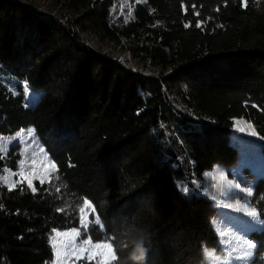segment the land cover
<instances>
[{"label":"trees","instance_id":"16d2710c","mask_svg":"<svg viewBox=\"0 0 264 264\" xmlns=\"http://www.w3.org/2000/svg\"><path fill=\"white\" fill-rule=\"evenodd\" d=\"M131 1L127 17L115 0H0V134L35 126L58 168L54 187L0 197V264H51L50 234L78 225L81 197L104 219L94 238L117 249L111 264H133L134 226L149 235L139 264H205L219 242L205 172L247 165L250 143L264 154V0ZM237 118L259 138L241 146ZM252 188L264 219V172ZM254 228L251 263L264 264Z\"/></svg>","mask_w":264,"mask_h":264},{"label":"rangeland","instance_id":"374dc122","mask_svg":"<svg viewBox=\"0 0 264 264\" xmlns=\"http://www.w3.org/2000/svg\"><path fill=\"white\" fill-rule=\"evenodd\" d=\"M115 7L119 12H125L127 17H130L133 13V4L131 0H115ZM114 10V9H113ZM29 96L27 98L26 104L29 106H34L39 100L38 95L35 91L29 90ZM177 93L186 101L192 102L196 94V87L192 85L185 84L177 89ZM65 121H68L67 118ZM244 128L245 131L241 132L239 129ZM255 131L256 135L253 136L252 132ZM235 136L234 139L244 140L246 145L251 139L254 142L255 139L259 138L258 133L252 122L244 118H237L235 120V126L233 130ZM7 148V152H0V177L9 176L8 184L0 179V197L6 196H16L17 194H23L28 191H32V188L28 186V180H32V186L37 180L41 181V177L44 181L53 185L57 184L58 179V168L54 171L50 165L57 162L54 159L49 146L45 145L37 133L35 126L22 128L13 134H0V148ZM241 150V162H245L247 165H235L228 166L222 164H216L212 168L208 169L205 174L211 173V176L205 175V183L207 187V195L211 197V200L215 202L216 210L211 215V221L218 232H224L225 236H219L218 245L215 248H207L209 251L214 253V257H218L219 260L217 264L221 261H230L231 264H244V260L235 261L229 255L230 247H235L237 252L233 255H241L244 250L247 249V243L251 242L253 245L257 246L256 239H252L249 234V230L260 229L264 224L254 225L252 223L253 219L264 220L256 208L251 202L250 197L248 200L236 196L232 198L231 195H225V193H230L234 190V186L239 184L241 189H251L253 192L252 183L255 177L264 172V154L260 148L259 155L256 147H253V143H250L247 147L243 146ZM252 154L253 164H249L246 160V155ZM20 161H24L23 165ZM34 161V162H33ZM172 175L177 177L180 186L185 189L182 179L178 178L177 168L178 163L176 160L171 162L168 167ZM247 176V177H246ZM11 184H15V188H10ZM89 202L86 207L85 202ZM247 204V208L244 206ZM227 205H232L228 207ZM83 208L84 211L79 210ZM95 205L89 197H81L78 202L79 211V223L75 227L67 229H55L50 234V241L54 250V257L51 264H102L104 260L103 249H98L97 255L94 258H89L96 244L103 245L105 241L96 240L94 235L98 233L100 229L105 227L104 219L99 215L95 208ZM239 209V210H237ZM254 209L257 213L256 217H250L247 213ZM99 217L101 225L103 227L96 226L92 221L95 217ZM84 217L88 221V227L85 231L81 226V218ZM74 230L79 231L80 235L73 241L70 237L57 236L56 233H72ZM88 239L91 241L90 245H83V241ZM55 240V244L53 241ZM228 241H232V245H228ZM75 244V248L78 250L80 248H85L86 251L83 257L79 260L75 256L71 255L72 245ZM241 245L244 247L241 248ZM114 247V246H113ZM115 248V247H114ZM256 249V247H255ZM253 251V255L255 252ZM57 250L60 254L57 255ZM80 253L77 251V255ZM117 255V253H116ZM253 257V256H252ZM250 259V264L251 263ZM259 264V263H257Z\"/></svg>","mask_w":264,"mask_h":264},{"label":"snow or ice","instance_id":"6c2138e0","mask_svg":"<svg viewBox=\"0 0 264 264\" xmlns=\"http://www.w3.org/2000/svg\"><path fill=\"white\" fill-rule=\"evenodd\" d=\"M245 7H247V3L245 0ZM198 14V13H197ZM241 132H244L245 129L244 128H240L239 129ZM252 135L255 136L256 133L253 130ZM0 152L6 153L7 152V148H0ZM34 162V161H33ZM24 161H20V164L23 165ZM50 167L55 171L57 166L55 165V163L51 164ZM206 176H211V173H207L205 174ZM0 179H2L5 184H8L9 182V176H4V177H0ZM44 183V178L41 177V184ZM28 186L32 188V192H35L36 189L32 186V180L29 179L28 180ZM195 187V185H194ZM10 188H15V184H11ZM202 190V189H201ZM185 192H187V189H184ZM231 195L232 198H235L236 196H240V198L248 200L249 197H251L252 192L251 189H241L240 185L237 184L234 186V190H231L230 193H225V195ZM89 205V202H85V206L87 207ZM228 207H232V205H227ZM245 208H247V204L244 206ZM93 212H95V208L92 209ZM239 210V209H237ZM61 211H63V209H61ZM80 212H83L84 209L81 208L79 210ZM247 215H249L250 217H256L257 213L254 209L250 210ZM96 226L98 227H103V225H101L99 217H95L94 220L92 221ZM81 226L83 227V229L86 231L87 227H88V221L86 218L82 217L81 218ZM252 223L254 225H259V224H264V220H257V219H253ZM57 236H65V237H70L73 241L75 240L76 237H78L80 235L79 231L74 230L72 233H56ZM219 236L220 237H224L225 233L224 232H219ZM112 237H109V240H112ZM53 243L55 244V240L53 241ZM83 245H90L91 241L88 239H85L83 242ZM228 245H232V241H228ZM118 247L122 250L124 248H129V245L127 243H123L121 242ZM244 246L241 245V248H243ZM255 245H253L251 242L247 243V249L243 251V253L241 255H233L237 252V249L233 246L230 247L229 249V255L232 257V260L235 261H240V260H244V264H250V259L253 256V251L255 249ZM72 251H71V255L75 256L77 260L81 259L83 257L84 252L86 251L85 248H80V249H76L75 248V244L72 245ZM98 249H103V255H104V260L102 262V264H111V262L113 261H117L118 257L116 255V251L117 249L113 247V243H105L103 245L100 244H96L92 250V252L90 253L89 258H94L98 253L96 250ZM130 250V248H129ZM77 251L80 253L79 255H77ZM204 256H205V264H217V261L219 260L218 257H214V253L212 251H209L207 248H204ZM60 252L59 250H57V255L59 256ZM220 264H231L230 261H221Z\"/></svg>","mask_w":264,"mask_h":264},{"label":"clouds","instance_id":"9594fccd","mask_svg":"<svg viewBox=\"0 0 264 264\" xmlns=\"http://www.w3.org/2000/svg\"><path fill=\"white\" fill-rule=\"evenodd\" d=\"M128 231H132L134 233L130 240L132 250L129 253V259L133 262V264H139V262L144 259L145 253L147 251L145 245L149 241V235L142 228H137L135 226Z\"/></svg>","mask_w":264,"mask_h":264},{"label":"built area","instance_id":"2783aa9c","mask_svg":"<svg viewBox=\"0 0 264 264\" xmlns=\"http://www.w3.org/2000/svg\"><path fill=\"white\" fill-rule=\"evenodd\" d=\"M204 192L207 193V187H206V185H205V188H204ZM210 198H211V197H210Z\"/></svg>","mask_w":264,"mask_h":264}]
</instances>
